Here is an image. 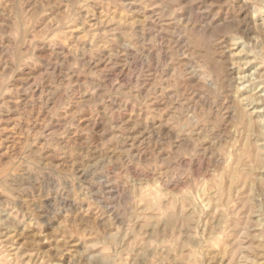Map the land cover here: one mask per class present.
I'll use <instances>...</instances> for the list:
<instances>
[{
  "label": "rangeland",
  "instance_id": "rangeland-1",
  "mask_svg": "<svg viewBox=\"0 0 264 264\" xmlns=\"http://www.w3.org/2000/svg\"><path fill=\"white\" fill-rule=\"evenodd\" d=\"M0 264H264V0H0Z\"/></svg>",
  "mask_w": 264,
  "mask_h": 264
}]
</instances>
